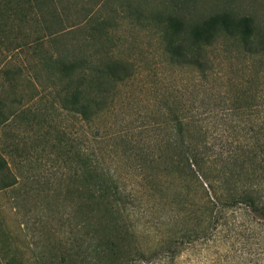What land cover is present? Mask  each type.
Wrapping results in <instances>:
<instances>
[{
    "label": "rangeland",
    "instance_id": "rangeland-1",
    "mask_svg": "<svg viewBox=\"0 0 264 264\" xmlns=\"http://www.w3.org/2000/svg\"><path fill=\"white\" fill-rule=\"evenodd\" d=\"M52 4L56 18L44 15L38 24L20 22L18 16L0 17V97L11 113L0 128V154L19 179L14 189L0 195V264H87L93 234L86 223L92 215L83 204V190L93 181H83L81 166L75 164L76 150L97 160V172L112 170L109 134L147 107H161L164 100L170 106L217 113L228 105L227 98L245 92L264 108L263 61L221 37L208 51L210 65L203 76L179 69L162 54L163 24L153 19L171 15L188 28L209 16L229 13L249 17L253 27L264 32V0H53ZM101 22L106 37L102 31L93 36L94 46L105 44L113 59L127 62L131 78L114 91L112 114L83 123L58 108L46 88V63L50 54L64 49L88 51V34ZM70 143L76 150L67 154ZM145 220L138 215L132 224L141 238L150 236L151 245L160 234L144 225ZM229 223L224 227L228 232L220 233L215 242L187 246L172 261L156 258L148 264H264V223L246 215Z\"/></svg>",
    "mask_w": 264,
    "mask_h": 264
},
{
    "label": "trees",
    "instance_id": "trees-1",
    "mask_svg": "<svg viewBox=\"0 0 264 264\" xmlns=\"http://www.w3.org/2000/svg\"><path fill=\"white\" fill-rule=\"evenodd\" d=\"M52 2L0 0V17L38 24L44 15L56 18ZM127 11L134 12L128 6ZM153 19L163 24L162 54L179 69L203 76L210 65L208 51L221 37L264 62V32L249 17L219 13L188 28L171 15ZM101 23L88 34V51L64 49L50 54L46 63V88L58 108L83 123L112 114L114 91L131 78L127 62L113 59L105 44L94 46L93 36L102 31L106 37ZM241 95L227 98L228 105L217 113L170 106L164 100L161 107L136 113L108 136L112 170L97 172L95 158L68 145L67 154L75 147L83 181H93L83 190V204L92 215L86 223L93 234L87 264L172 261L187 246L215 242L228 232V222L238 223L241 215L264 223V108L253 96ZM5 106L0 97V128L11 116ZM17 184L0 154V195ZM138 215L160 234L155 243L150 245L149 235L139 236L132 224Z\"/></svg>",
    "mask_w": 264,
    "mask_h": 264
}]
</instances>
